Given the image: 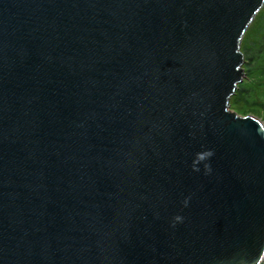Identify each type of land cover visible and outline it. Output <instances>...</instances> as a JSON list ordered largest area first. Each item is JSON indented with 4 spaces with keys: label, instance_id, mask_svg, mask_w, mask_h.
<instances>
[{
    "label": "water",
    "instance_id": "water-1",
    "mask_svg": "<svg viewBox=\"0 0 264 264\" xmlns=\"http://www.w3.org/2000/svg\"><path fill=\"white\" fill-rule=\"evenodd\" d=\"M263 6L0 0V264H261L264 125L229 102Z\"/></svg>",
    "mask_w": 264,
    "mask_h": 264
},
{
    "label": "rangeland",
    "instance_id": "rangeland-1",
    "mask_svg": "<svg viewBox=\"0 0 264 264\" xmlns=\"http://www.w3.org/2000/svg\"><path fill=\"white\" fill-rule=\"evenodd\" d=\"M263 10L264 6L260 9L255 19L248 27L240 44V51L244 53L242 67L245 73L244 78L240 83L245 82L248 75H250V70L248 68H250V61L251 63L254 62V57L250 59L249 56H253L254 53L259 51L264 54V25L260 19ZM254 98L255 100H253V103H248L244 93L241 91L237 92L236 89V93L230 98L229 110L242 117L255 116L264 125V84L254 85ZM261 264H264V260Z\"/></svg>",
    "mask_w": 264,
    "mask_h": 264
},
{
    "label": "trees",
    "instance_id": "trees-1",
    "mask_svg": "<svg viewBox=\"0 0 264 264\" xmlns=\"http://www.w3.org/2000/svg\"><path fill=\"white\" fill-rule=\"evenodd\" d=\"M261 22L264 25V10L260 16ZM254 57V62L251 63L250 61V75H248L247 80L243 83H240L237 88V92L241 91L246 96V101L248 103H253L255 100L254 98V85H262L264 84V54L263 52L259 51L254 53L253 56H249L251 59Z\"/></svg>",
    "mask_w": 264,
    "mask_h": 264
},
{
    "label": "clouds",
    "instance_id": "clouds-1",
    "mask_svg": "<svg viewBox=\"0 0 264 264\" xmlns=\"http://www.w3.org/2000/svg\"><path fill=\"white\" fill-rule=\"evenodd\" d=\"M213 154L214 153L211 150H206V152L198 154V158L200 160H204L206 158L211 157ZM205 167L210 170V165H206ZM196 170L198 171L199 169L197 168ZM176 219L179 220L181 218L179 216H177Z\"/></svg>",
    "mask_w": 264,
    "mask_h": 264
}]
</instances>
